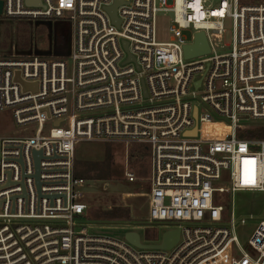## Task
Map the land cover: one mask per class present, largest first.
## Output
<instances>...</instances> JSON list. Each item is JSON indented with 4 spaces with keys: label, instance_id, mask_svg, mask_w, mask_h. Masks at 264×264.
I'll return each instance as SVG.
<instances>
[{
    "label": "built area",
    "instance_id": "built-area-1",
    "mask_svg": "<svg viewBox=\"0 0 264 264\" xmlns=\"http://www.w3.org/2000/svg\"><path fill=\"white\" fill-rule=\"evenodd\" d=\"M0 1L6 20L69 27L65 59L0 57V110L32 129L0 136V264H264V220L241 244L232 208L264 194V140L246 136L264 126V0H119L117 24L115 0ZM199 33L207 52L185 57ZM79 142L144 151L146 222L178 232L170 249L88 232Z\"/></svg>",
    "mask_w": 264,
    "mask_h": 264
},
{
    "label": "rangeland",
    "instance_id": "rangeland-1",
    "mask_svg": "<svg viewBox=\"0 0 264 264\" xmlns=\"http://www.w3.org/2000/svg\"><path fill=\"white\" fill-rule=\"evenodd\" d=\"M247 1V0H244ZM170 13L155 15V39L157 42L169 40L168 25ZM221 44L229 46L231 23L223 21ZM188 36V33L185 32ZM69 50V27L65 22H17L0 16V57L15 54L20 57L38 56L45 59H65ZM31 127H19L13 123L8 109L0 110V136H17ZM126 150V151H125ZM110 156L106 158V156ZM74 161L79 162V176L84 180L81 190L86 194V221L88 232L121 238L127 231L136 232L144 244H158L163 232L168 228L149 225L146 222V206L143 194L147 192L146 156L142 150L129 144L79 142L74 147ZM89 166L85 173L84 168ZM133 175V182H127L124 172ZM95 178V179H90ZM120 201L116 206L114 203ZM126 208L128 218H95L102 211L117 214V209ZM235 219L243 218L245 224L237 228L236 234L241 244L246 242L253 225L264 220V194L235 193L232 199ZM251 216V217H249Z\"/></svg>",
    "mask_w": 264,
    "mask_h": 264
},
{
    "label": "water",
    "instance_id": "water-1",
    "mask_svg": "<svg viewBox=\"0 0 264 264\" xmlns=\"http://www.w3.org/2000/svg\"><path fill=\"white\" fill-rule=\"evenodd\" d=\"M119 3V0H115V3L107 9V12L113 22L117 24V20L115 19V6ZM25 4H33L37 5L38 0H25ZM0 13H1V1H0ZM124 48H126L125 43L123 44ZM207 52V46L206 42L204 40V37L201 33L197 34L194 38V43L191 46H186L184 48V56L190 57L194 55H200ZM34 156V162H35V168L37 166V159L39 156V153H33ZM36 179V175H35ZM36 184L37 181H36ZM123 239L127 241L132 246L139 248V249H161V250H167L170 249L177 241L178 239V232L176 230H170L165 231L161 235L160 243L158 244H142L139 241V236L136 232L133 231H127L123 234Z\"/></svg>",
    "mask_w": 264,
    "mask_h": 264
},
{
    "label": "trees",
    "instance_id": "trees-1",
    "mask_svg": "<svg viewBox=\"0 0 264 264\" xmlns=\"http://www.w3.org/2000/svg\"><path fill=\"white\" fill-rule=\"evenodd\" d=\"M246 136L250 137V138H255V139H263L264 140V126H258L255 127L253 129H250L247 131ZM142 152L144 153V151L142 150ZM145 154V153H144ZM106 158H109L110 160V156L107 155ZM79 162L78 161H74L73 163V175L75 177L81 178V176H79ZM89 166L84 168L85 173H87V171L89 170ZM90 179H95V178H90ZM118 213H109V212H104L102 211L100 214L98 215H92L95 218H108V217H113V218H120L123 220H126L128 218V210L126 208H119L117 209Z\"/></svg>",
    "mask_w": 264,
    "mask_h": 264
}]
</instances>
